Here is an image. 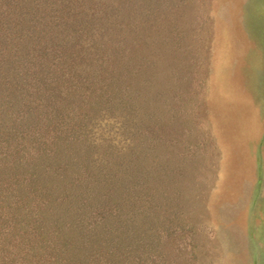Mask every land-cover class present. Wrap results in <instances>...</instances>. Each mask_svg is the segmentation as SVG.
Masks as SVG:
<instances>
[{
  "label": "rangeland",
  "instance_id": "obj_1",
  "mask_svg": "<svg viewBox=\"0 0 264 264\" xmlns=\"http://www.w3.org/2000/svg\"><path fill=\"white\" fill-rule=\"evenodd\" d=\"M259 1L0 0V264H264Z\"/></svg>",
  "mask_w": 264,
  "mask_h": 264
},
{
  "label": "bare ground",
  "instance_id": "obj_2",
  "mask_svg": "<svg viewBox=\"0 0 264 264\" xmlns=\"http://www.w3.org/2000/svg\"><path fill=\"white\" fill-rule=\"evenodd\" d=\"M243 2L245 0H242ZM251 1L253 3H256L257 5L260 3L259 0H248ZM244 15V14H243ZM242 15V18L247 20V25L248 28H250V34H252V39H250L249 35H247V39L249 41L248 47L253 46L254 51L251 54H248L247 57H245L244 64L246 65L243 69H246L244 73V77L245 75L250 73V85H248L247 89H244L241 91L240 96L243 99H240L239 102L244 104V102H248L245 100H252L254 102V104L252 103V106L254 105V110L256 113V110L258 112V108H260L259 103H258V95L259 98L264 96V78L263 81L260 80H255V78H253V74L254 76L256 75V73H259L260 71L264 72V48H261V46L263 47L264 45H262L261 40H258L257 43L255 42V37L256 36H261L260 31L263 32V24L261 25V22L258 21L256 18H254L252 15H247L245 14L244 16ZM238 21V24L241 26L240 23L241 22V18ZM237 26V25H236ZM241 36V29L238 28V31L235 33H233V38H231L232 43L230 45V49H227L228 47H226L225 51H224V63L226 65V67H230L231 64H233L235 61H237V59H239L243 53H241V44L238 43V37ZM258 38V37H257ZM264 39V38H263ZM258 43H260V47L258 45ZM253 72V74H252ZM252 81V84H251ZM261 83V84H259ZM239 99V93L237 96ZM245 99V100H244ZM254 99V100H253Z\"/></svg>",
  "mask_w": 264,
  "mask_h": 264
}]
</instances>
